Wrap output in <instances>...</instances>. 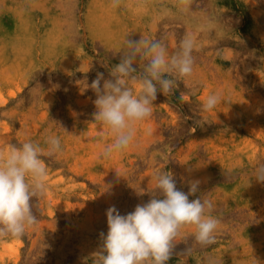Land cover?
<instances>
[{"label": "rangeland", "instance_id": "1", "mask_svg": "<svg viewBox=\"0 0 264 264\" xmlns=\"http://www.w3.org/2000/svg\"><path fill=\"white\" fill-rule=\"evenodd\" d=\"M186 36L192 74L171 95L158 91L130 147L103 158L113 134L94 121L97 73L108 78L127 40L173 54ZM213 93L220 102L203 111ZM51 135L62 151L41 156L38 222L0 238V264H95L107 209L126 215L147 203L160 171L186 194L199 181L189 200H209L219 220L206 246L194 225L181 228L167 264H264V183L254 178L264 164V0H0V148L46 150Z\"/></svg>", "mask_w": 264, "mask_h": 264}, {"label": "clouds", "instance_id": "2", "mask_svg": "<svg viewBox=\"0 0 264 264\" xmlns=\"http://www.w3.org/2000/svg\"><path fill=\"white\" fill-rule=\"evenodd\" d=\"M126 43L128 51L111 67L108 78L97 73L90 85L96 96L94 121L113 134V142L102 151L103 158L123 154L134 139L135 125L152 115L158 91L171 95L177 78L193 72L195 41L191 37L183 38L173 54L158 41L140 38ZM138 58L148 61L142 71L135 66ZM220 99V93L208 95L202 110L211 111ZM45 144L46 150L32 141L0 148V238H19L38 222L33 199L45 191L48 176L41 156L52 157L62 151L59 136H48ZM254 178L264 183V164L256 167ZM155 179V191L147 203L138 204L126 215L115 206L107 209L108 231L100 234L102 247L94 253L95 264H167L174 241L185 226H195L193 235L199 245L214 243L219 220L211 215L212 203L204 198L189 200L200 182L190 181L186 194L177 189L170 172H157Z\"/></svg>", "mask_w": 264, "mask_h": 264}, {"label": "bare ground", "instance_id": "3", "mask_svg": "<svg viewBox=\"0 0 264 264\" xmlns=\"http://www.w3.org/2000/svg\"><path fill=\"white\" fill-rule=\"evenodd\" d=\"M12 95V94H11ZM2 103H4V102H2Z\"/></svg>", "mask_w": 264, "mask_h": 264}]
</instances>
